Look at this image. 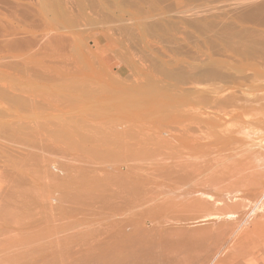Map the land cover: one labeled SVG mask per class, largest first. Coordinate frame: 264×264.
<instances>
[{"label":"bare ground","instance_id":"6f19581e","mask_svg":"<svg viewBox=\"0 0 264 264\" xmlns=\"http://www.w3.org/2000/svg\"><path fill=\"white\" fill-rule=\"evenodd\" d=\"M93 1H95V0H93ZM164 1H166V0H164ZM234 1L236 2V0H223L222 4L225 6L224 8H226L225 10L231 9L230 7H232V8L233 7L235 8V6L237 7V5L239 3L237 2L238 4L236 3L237 5L235 4V6H234V5H232L235 3ZM238 1H241V0H238ZM247 1L249 2L252 0H247ZM260 1H264V0H260ZM66 2L68 3V0ZM69 2H70V0H69ZM91 2H92V0H91ZM147 2L149 3V1H147ZM253 2H256L255 4L257 6L258 5L257 3H259V0H256V1L253 0ZM250 3L253 4L252 2H250ZM243 4L242 5L245 6V3H243ZM255 4H253V6H255ZM262 4H264V3L262 2ZM17 5H19V4H17ZM50 5H52V4L50 3ZM95 5H98L97 2ZM137 5H139V4H137ZM23 7H24V5L23 6L21 5V7L18 8V10L23 8ZM65 7H67V6H65ZM262 7H260V8L262 9ZM13 8H14V6H13ZM67 8H69V7H67ZM73 8H71V9L73 10ZM28 9L31 10V8H29V7L26 10L28 11ZM233 9H231V11ZM244 9H245V7L242 8L241 10L243 11ZM256 9H259V8L255 7V9H253V12ZM261 9L257 10V13L262 12L261 14L263 15L264 8L262 10ZM9 10H10V8H9ZM68 10L70 11V9H68ZM140 10L141 9L139 8L138 11H140ZM236 10H237V8H236ZM260 10H261V12H260ZM66 11H67V9H66ZM22 12L23 11H20V13H22ZM140 12L142 13V11H140ZM236 12H239V14L241 13L238 10ZM34 13H36V12H34ZM152 13H153V11H152ZM23 14L26 15L27 13L24 11ZM68 14H70V13H68ZM183 14L187 15L185 12ZM228 14L232 15L231 13H228ZM242 14H245V13L243 12ZM11 15H13V14L11 13ZM28 15H30V14H28ZM77 15H78V13H77ZM182 15H179V16L181 17ZM20 16H22V15H20ZM200 16H199V18H200ZM240 16L242 17L243 15H240ZM240 16L237 15V18ZM244 16L242 17L243 19L245 18ZM246 16H247V14H246ZM252 16H250V17L252 18ZM28 17L31 18L30 16H28ZM39 17L40 16L38 15V18ZM171 17H172V15H171ZM233 17H234V14H233ZM62 18H64V17H62ZM71 18H73V17H71ZM109 19H110V16H109ZM252 19H251V21H252ZM256 19H258V18H256ZM9 20H11V19H9ZM114 20L115 19H113V21ZM110 21H111V19H110ZM113 21H111V22H113ZM236 21H237V19H236ZM258 21H259V19H258ZM107 22H109V21H107ZM250 24H251V22H250ZM119 26L120 25H118V27ZM123 26H125V25H123ZM129 26L130 25H128V27ZM153 26L154 25H152V27ZM226 26H227V23H226ZM226 26H225V28L228 27L227 29L229 30V34H231L230 31L232 30L231 29L232 26H231V28L229 26H227V27ZM259 26L264 27V25L261 26V24ZM148 27H151V26H149V24H148ZM156 27H153L154 30ZM34 28H35V26H34ZM158 28H160V27H158ZM225 28L219 34L221 36V38L224 40V43H226L225 44V55L223 56V60H216V59H213L209 56V57H205L203 63H201L210 72L216 71L219 66H224V69H226L229 66L228 55H226V54H227L228 50H230V49H228V47H230V42L232 44V39L229 38L231 40L230 42L225 40L227 38L226 37L227 33L225 32L227 29H225ZM233 28H234V25H233ZM236 28H237V26H236ZM6 29H7V27H6ZM9 30L11 31L12 29L9 28ZM248 30L251 31V29H248ZM121 31H123V30L121 29ZM241 32L243 33L244 30L243 31L241 30ZM251 32L253 34V31H251ZM254 32H257V31L254 30ZM229 34L227 36H229ZM246 34H249V33L246 32ZM235 35L238 36L240 34L237 35L235 33ZM243 35H245V34H243ZM243 35H240V37L242 39H243V37H242ZM250 35H251V33H250ZM260 35H259V37L258 36H256V37H258L259 39L260 38L262 39L263 37H261ZM166 36H168V35H166ZM9 37H10V35H9ZM61 37H63V36H61ZM156 37H157V35H156ZM244 37L247 38L248 36L246 35ZM251 37H252V35H251ZM12 38H10V39L13 40ZM237 38H235L234 40H236ZM105 39H108V38H105ZM261 39L258 41V40H256V38L254 39V37H253V41H251V43H254V40H256L261 45V42L263 40V39L262 40ZM68 40H67V42H68ZM163 40H165V39H163ZM239 40L237 39V41H239ZM243 40H245V39H243ZM2 41H4V39ZM7 41H9V40H7ZM14 42L13 43L12 42H5V44L6 45L11 44V47H13V46L17 45V43L16 42L14 43ZM246 42H247V40H246ZM243 43H245V42H243ZM68 44L70 45V43H68ZM259 44L257 43L258 46H259ZM226 45L228 47H226ZM241 45H243V44H241ZM262 45H264V43ZM27 46L28 45H26V47ZM29 46H33V45H29ZM248 46H250V43ZM254 46H255V43H254ZM7 47L8 46L4 45V48L6 50H8V48H10V47H8V48ZM4 48H3V50H4ZM132 48H133V46H132ZM54 49H56V48H54ZM138 49H139V47H138ZM248 49L250 50L251 48H248ZM16 50L17 49H15V51ZM34 50L35 49H33V51ZM60 50L61 49H59V51ZM230 51L232 53V50H230ZM235 51L236 50L234 47L233 52H235ZM239 51L245 52L242 50H239ZM0 52H1V50H0ZM17 52H16V54H17ZM47 52H49V50ZM251 52L254 53L255 51L253 50ZM62 53H64V51ZM65 53H67V52H65ZM247 53L250 56L249 52H247ZM247 53H244V54L247 55ZM27 54H29V53H27ZM238 55L240 57L241 54L238 53ZM35 56H36V54H35ZM147 57H148V55H147ZM235 57H237V56H235ZM241 57H242V59L244 58L243 55ZM36 58H37V56H36ZM262 58H264V57H262ZM2 60L6 61L5 58ZM7 60H8V58H7ZM43 60H45V59H43ZM63 60L65 61V59H63ZM63 60L60 62L61 63L64 62ZM68 60H69V58H68ZM251 60H253V59H251ZM258 60L260 61V59H258ZM11 61H13V60H11ZM33 61H34V59H33ZM13 62H15V61H13ZM172 62H174V60ZM236 62L237 61H235V63ZM61 63H60V65H61ZM258 65H260V64H258ZM52 66H54V65H52ZM86 67L88 68V65ZM201 67L202 66L194 67L195 71L197 69L199 70ZM204 67H202V68H204ZM67 68L65 67V69H67ZM106 69H108V68H106ZM106 69L104 71H106ZM30 70H32V69H30ZM71 70L68 69L66 71L71 72ZM88 70L90 73L92 72L91 69H88ZM205 71H204V73H206ZM34 72H36V71H34ZM17 73L19 75L20 72L18 71ZM198 73H200V72H198ZM37 74H38V72H37ZM209 74L210 73H208L205 76H208V78H209L210 77ZM248 74H250V73H248ZM66 75H67V73H66ZM66 75H64L62 77L66 78ZM200 75H202V73H200L199 76ZM229 75H228V77H229ZM23 76H28V75L25 74ZM31 76H32V74H31ZM54 76H55V74H54ZM50 77H52V76H50ZM30 78H32V77H30ZM58 78H61V77H57L55 79H58ZM80 78H83V77H80ZM119 78L113 77V75L112 76H110V75H108V76H99V75L98 76H92V74H90V77L84 76L83 80H86L88 82L97 81V80L98 81L102 80V81L106 82V85L111 87L114 92L110 93L108 95H105V96L102 94H98L96 92H93V91H89V90L87 92H84V93H81L82 91L80 93L78 92L77 93L78 96H80V95H81V97H82V95H85L87 97L89 96L90 100L89 101L87 100L86 102H84L83 100L78 101V104H76L75 107L73 108L77 112H82V111H90L91 112L90 115L85 114L86 118H84V116L83 117L78 116V117H80V119L83 118L82 119L83 125H84V122H95L97 126H104V127H105V124H108L109 126L111 125L110 127H112L114 125L113 126L114 127V133L120 137L122 135V137H123V138L121 137L122 140L121 139L119 141L115 140L116 139L115 134H114V137L112 140L108 136H110L112 134L111 132H113V130L111 131V129L107 127L111 131V132H109L108 129L103 130V128H102V130L105 131V134L107 132L109 134L111 133L110 135H108V133L106 134V136L108 138H106L105 134L102 135L104 132L101 134L97 130L100 133L99 134L100 139H102L104 141V136H105V139H111L113 142H115L116 147H114L115 145L113 146L112 141L109 140V141H111L110 145H112V146H108V148L113 147L114 148L112 150L113 152H110L112 148L110 150H106L105 148H107V147L104 148V146L101 145L105 149V150L102 149L103 150L102 151L101 149H99L101 146L96 144V142L94 140H91V138L94 139L93 138L94 136L96 137V132H94L95 135L93 133V137L90 138V140L94 141V143L89 141L88 137L92 136L91 131L93 132L92 127H91L92 130L88 129V132L91 133V134H89L88 137H85V135L87 133H84V134L82 133L84 135V136L82 135V138L84 137L83 141L80 138L81 136L80 137L78 136L80 141H81V144L82 143L84 144L85 139L87 138L88 141H86V142H90L89 145H91V143H92L93 146L94 145L100 146L99 148L96 146L97 148L94 147L93 149H91V151H95L94 149H99V150H97V153L99 154L100 157H97L98 156L97 153H94V152H92V153L94 155L96 154L95 156L97 158H99L100 160L103 159L105 161L106 159H108V161L110 162L111 160L108 157H111V158L112 157L116 158L117 156L120 157V158L117 157L116 161H114L112 159L111 163H108L106 160V162L108 164L107 163L104 164L105 162L103 160H101V162L103 161V163L99 162V163H101V164H99L97 162V161H99V159L96 160L95 159L96 157H94V155H92V154L89 156H90V158H92V156H93V158L96 161L94 159L93 160L99 164L98 166H93L92 164L94 162L92 164H90L88 162L89 163V165H88L87 162H85V158L82 157L84 159L83 160V159H81V157H77V155L75 156L76 158L73 156L74 158L67 159L70 151L77 153V152H80L82 150L81 152L83 154L84 153L83 151L86 150V152H88V150H90V149L87 150L86 147H85L86 148L85 149L82 146H81V150L76 149V151H75V148H73L75 145L74 136L78 135V133H76L75 131L72 132L71 131L72 129L70 127H74L75 126L74 124H76V122L78 121V120L75 121V119H76L75 117H74L75 123L73 122L74 124L72 123V124L63 125V127L60 130L58 129L59 131L51 130V126L48 122H46V123L33 122L34 124L33 123L31 124L29 121L25 120L26 122L16 121V122H12L10 124L0 125V168L3 169V170H0V264H244V262L248 261L249 259H251L250 262L253 264L257 260L256 259L257 254L264 257V221H261L264 219V217H261L263 219L259 218L260 221L258 218H257L258 221L256 219H254V220L249 219L246 221L247 212H245L244 209H242L243 207H245V204H246L245 201H244L245 204L244 205L242 204L243 205L242 208L236 204L232 205V206L227 205L224 202H222L221 200L219 202L213 201L212 203L211 202L205 203L202 200L201 201H199L197 199L192 200L190 198L191 201H189V202L188 201L187 202L176 201L177 203L176 202L172 203L171 201H169L170 199L166 200L169 197L163 199L165 197V195L163 196V194L159 190L160 187H163V188L167 187L169 190L174 189L176 186H179V183H182L181 181L185 180L186 183L187 182L190 183V186L188 185L190 187V190L187 192V194H189V193L190 194L200 193L198 186H200V184L203 183L204 180L202 181V183L200 181L202 179H205V177L202 179L198 178V179H200L199 181L196 180V177H197V175L199 177L200 168H202V166L200 164H199L200 168H197L195 166L196 163L198 164L199 160H196L197 162L195 164H193V162H191V160L193 161V159H191L190 161L186 160V157H192L193 153L194 152L196 153L195 150L200 148L198 143H197L198 141H200V138L195 139L194 135H193L194 137L191 136L192 133L190 134V133L186 132V134H187L186 135L184 130L181 128V126H178V123L183 125L184 122L183 123H181V122L187 120L186 119L187 117H184V113H186L187 116L189 114L190 117L189 116L188 117H189L190 122L194 123L195 125H196V123H199V124L200 123H209V121H211V119L214 118L213 117L214 113L216 114L217 112L218 113L221 112L225 117V116L230 114V113L226 114V115L224 114L226 112L225 111L226 106L228 105V103H231L232 101L235 102L234 100H236L237 97L235 96L236 98L232 99V98H234V95L230 94L229 95L230 99H229V97L226 95V93L222 96L223 92L226 91V89L223 86L218 87L216 85H213V83H211L212 84L211 85L208 82H207L208 84L206 85V82H205V85L203 84V87L202 86L197 87L196 86L197 83H193V84H195L194 89L192 86L191 87L194 91H191L192 89H190L189 90L190 92L187 91L183 97H175V96H171V95H167V94L162 93V97L160 96V98H159V94H158V98L160 99L159 103H157L155 101L156 99L154 100L157 104L156 103H147L150 100L151 101H153V100L150 98H149L150 99L149 100L148 98L144 97L147 99V100L145 99L147 102L144 101L145 103H143V104H145V108L146 107L147 108L146 109H139L138 106H136V104H139V100H136L137 101L136 104L132 103L131 99L135 98L133 93L131 91L128 92L127 90L122 89L123 83L121 82V80ZM63 80L64 79H62L61 81H63ZM210 80H211V78H210ZM215 80H217V78ZM24 81L25 80H23V82ZM26 81H28V80H26ZM38 81H41V80H38ZM207 81H209V80L207 79ZM221 81H222V79H221ZM230 81H233V80L230 79ZM42 82H44V81H42ZM186 82L187 81H184V83L182 85L185 84V86H186ZM201 82L202 81H200L198 83V85H200ZM237 82L238 81H236V83ZM32 83H35V82L33 81ZM45 84H46V82H45ZM187 84L189 86L190 83L187 82ZM219 84H221V83H219ZM179 85H181V84H179ZM7 86L9 88V85H7ZM82 87H84V86H82ZM179 87H180V89L185 88L184 86L183 87L179 86ZM235 87H237V86H235ZM188 88H190V86ZM2 90L3 89H0V92ZM72 90H73V92L76 91L74 89H72ZM169 90H171V88H169ZM241 90H243V89H241ZM184 91H186V90H184ZM3 93H4V95H3ZM16 93L19 94L18 92H16ZM24 93H25V91H24ZM66 93H67V91H66ZM69 93H70V95L72 94L71 92H68V94H66L67 99L70 98V97H68V96H70ZM229 93H227V94H229ZM1 94H2V96H6L5 91L1 92ZM178 94H180V93L178 92L177 95ZM232 94H234V93H232ZM238 94H239V92H238ZM19 95H16V98H17V96L20 97V99L17 98L19 100V101L18 100L17 101L19 103L21 102L20 103L21 105L25 104V105H28L29 107L34 108V109L36 107V104L37 105L39 104V102L37 103V101L34 102V99H38V101H39V98L41 97V95H40V97L37 98L34 95L36 98H33L31 95L26 94V96L23 97L24 100H22L21 96H19ZM192 95H194V97ZM225 95L227 96V98H225ZM236 95H237V93H236ZM7 96H8V93H7ZM78 96H77V98H78ZM91 96H92V98H90ZM188 96L189 97L191 96V98L193 97L192 98L193 100H189ZM231 96H232V98H231ZM14 97H15V95H14ZM14 97L13 98L11 97V98L14 99ZM122 97L124 99L126 98V100H129L132 103L131 104L132 106L130 104L128 106H121V98ZM150 97L153 98V96H150ZM247 97L250 98L249 96H247ZM11 98H9V99H11ZM57 98H58V96H57ZM144 98L141 99L142 102H143ZM194 98H196V99H194ZM41 99H40V101H41ZM52 99H53V97H52ZM67 99H65V97H64V100L67 101ZM230 100H232V101L230 102ZM254 100H255V98H254ZM261 100H263V98ZM60 102L62 103V101H60ZM142 102H140V103H142ZM255 102H257V100ZM252 104H254V103H252ZM19 105H18V107H19ZM198 105H200L201 107H199ZM242 105H243V103H242ZM260 105L262 106L263 104L261 103ZM143 106L144 105H142V107ZM160 106L163 107L164 109L170 108L171 110H169L170 112L168 114L162 113L163 108L160 111L159 110ZM231 106H233V105H231ZM139 107H140V105H139ZM157 107H159V108H157ZM240 107H241V105H240ZM198 108L201 110H199ZM231 108L234 109L233 107H231ZM118 109L121 112H117ZM244 109H245V107H244ZM68 110H70V112H71V109H68ZM20 111H23V110H20ZM229 111H231V110H229ZM35 112H36V110H35ZM164 112H165V110H164ZM28 113H26V114H28ZM221 113L217 114L216 116L222 115ZM19 114H21V113H19ZM260 114H262V113H259L258 116H260ZM250 115H251V113H250ZM254 115L257 116L256 113ZM263 115H264V113H263ZM230 116H231V114H230ZM224 117H222V118H224ZM227 117H229V116H227ZM251 117H253V116L251 115ZM261 117L263 118V116H261ZM16 118H18V117H16ZM30 118L31 117H29V119ZM32 118H33V116H32ZM34 118H36V117L34 116ZM71 118H73V117H71ZM226 119H228V118H226ZM63 120H64V118H63ZM65 121H66L65 123H68L69 118ZM79 123H77V124H79ZM229 124H231V123L229 122ZM81 125L82 124L80 123V127L83 129V127ZM187 126H190V125H186L185 127H187ZM133 127L137 128V129L134 130ZM182 127H184V126H182ZM235 127H236V125H235ZM81 128L78 127L77 129L79 130ZM84 128H85V126H84ZM99 128H101V127H98V128L96 127V129H99ZM129 128H132L133 131H131ZM189 128L190 127H188V129ZM222 128H223V126H222ZM237 128L239 129V127H237ZM231 130H233V129H231ZM148 131H149V134H148ZM193 131H195V129ZM220 131H222V129H220ZM228 131H229V128H228ZM190 132H192V131H190ZM245 132H246V130H245ZM150 133H152V134H150ZM203 133H205V132H203ZM131 134H133V135L137 134L138 140H136L137 138H134L135 140L132 139L131 136H133V135H131ZM237 134H238V132H237ZM137 135H135L134 137H136ZM126 136L128 139L125 138ZM143 136H146V137H143ZM215 136H216V134H215ZM223 137H225V136H223ZM154 138H155V142H153ZM156 138H160V141H158L159 139H157V141H158L157 142ZM203 138H205V137H203ZM208 138L210 139V137H208ZM212 139H213V136H211V140ZM248 139H251V138H248ZM96 140L99 141V144L101 143V144L105 145L106 141L109 143L108 140L104 141L105 143L100 142L99 138ZM162 140L164 141V144L161 143ZM219 140H221V139H219ZM226 141H228V140H226ZM226 141L222 142V144L227 143ZM230 141H231V138H230ZM248 141H253V140H248ZM248 141L246 140V143H249ZM156 142L158 143V146L160 147V149L155 146L154 147L155 150L153 151L152 150V147H153L152 144H155ZM242 142H245V141H242ZM52 143L54 144V146L52 145ZM56 143H57V145H56ZM108 143H106V144H108ZM218 143H220V141H218ZM228 143H227V145L230 146V143L229 144ZM233 143H235V142H233ZM161 144H163V145L160 146ZM199 144H201V143L199 142ZM231 144H232V142H231ZM236 144H237V142H236ZM213 145H215V144H213ZM232 146H236V145L233 144ZM77 148H79V146ZM82 148H84V149H82ZM88 148H91V147H88ZM233 148L234 147H231V151ZM242 148H244V147H242ZM242 148L238 149V151L241 150L244 154V151ZM235 149H237V148H235ZM260 149H262V148L260 147ZM143 150L144 151L148 150L149 152H147V151L145 152V153H148L147 155L145 153H140V155L143 154V156L141 155V158L138 159L139 158V156H138L139 152H141ZM150 150H152L151 151L152 153H150ZM156 150H157L158 154L156 153ZM206 150L209 151L208 149H206ZM255 150H259V149H255ZM100 151H102V152H100ZM227 151L229 153V149ZM248 151L250 152V151H254V150L252 149V150H248ZM55 152H57V153H55ZM72 152H70V153H72ZM86 152H85V155L87 154L86 156L88 158L89 157L88 154H90L91 152L90 153L89 152L86 153ZM211 152H213V150ZM242 152H240V154ZM53 153H55L56 155H58V153H59L60 157H61L60 159L62 161L58 160L59 157L57 159L56 155H55L56 158H54V156H53L54 159L51 158V156L54 155ZM112 153H113V156H112ZM155 153H156V155H155ZM234 153L235 152H233V153L230 152V154H232V155ZM251 153L254 154V152H251ZM115 154H117V156ZM152 154H154V156H152ZM238 154L239 153H237V155H236V153H235L234 155L238 156ZM243 154H242V157H243ZM101 155H104L105 158H101ZM109 155H111V156H109ZM120 155H122V156H120ZM149 155L152 157L149 159L147 158L148 160L146 162L145 161L146 159H144L143 157H146V156L150 157ZM217 155L219 156V154H217ZM234 155L232 157H235ZM248 155H247V157H248ZM106 156H107V158H106ZM240 156L241 155H239L238 158H240ZM259 156L260 155L258 154L257 159H259ZM225 157H226V153H225ZM252 157H253L252 160H254V158H256L255 154ZM87 158H86V160H89ZM142 158L144 159L145 162L142 161L143 160ZM168 159H170V160L168 161ZM172 159H175L176 162H175V160H172ZM182 159H183V161H181ZM245 159H247V158H245ZM248 159L250 162L251 161L250 157H248ZM257 159L254 160L255 163H256ZM1 160H6L5 161L6 164H4V162ZM236 160H237V158H236ZM171 161L175 162V163L173 162L174 163V165L172 164L173 166L171 164H169ZM213 161H214V159H213ZM213 161H212V163H213ZM232 161L236 162L234 160H232ZM232 161H230L231 165L233 163ZM245 161H247V160H245ZM220 162H222V161H220ZM249 162H248V164H249ZM243 163H244V161H243ZM245 164H246V162H245ZM250 164H253V163L250 162ZM232 166H235L234 169L236 168V165H232ZM245 166L246 165H244V167L241 166L243 168V170L245 168H250L249 166H246V167ZM256 166L254 165L253 167L255 168ZM216 167H217V165H216ZM219 167H220V164H219ZM210 168H212V167L210 166ZM259 168H261V167H259ZM232 169H231V171H232ZM236 169L238 170V168H236ZM207 170L208 169H206V172H207ZM245 170H247V169H245ZM245 170H244V173H249L248 170H247V172ZM251 170H253V169H251ZM210 171H208V173ZM220 171H221V169H220ZM239 171L240 170H238V172ZM254 171H256V170L254 169ZM254 171H252V172H254ZM260 171L258 170V172H260ZM202 172H203V170L201 171V173ZM217 173L219 174V172H217ZM262 173H263V171H262ZM211 174H209L210 177H211ZM220 174H221V172H220ZM223 174H222V176H223ZM236 174L238 175V173H236ZM236 174H235V177H236ZM250 174H252L251 171H250ZM255 174L257 175V173H255ZM259 174H261V173H259ZM206 175H204V176H206ZM240 175H243V171H242V174L240 172ZM256 175H253V176L255 177ZM222 176H221V178H222ZM228 176H230L229 173H228ZM232 176H230V178ZM238 177H239V175H238ZM240 177H242V176H240ZM211 178H213V176ZM230 178H228V180ZM256 178H257V176H256ZM233 179L234 178L232 177L229 181H232ZM242 179H243V177H242ZM193 180L196 183H193L194 185L192 184V187H191V183L193 182ZM208 180L210 181V178ZM208 180L207 181L205 180V182H207V185L208 186L212 185ZM221 180H223V178ZM239 180L241 181V178ZM197 181H198V184H197ZM218 183H219V181H218ZM228 183L229 182L227 181L226 185ZM239 184H240V182H239ZM239 184H237V186H239ZM250 184H251V182H250ZM215 185L213 183L214 189L218 187V186L215 187ZM224 185H225V183H224ZM109 186L111 188H109ZM213 186H210V187L212 188ZM221 186H223V185H220V187ZM227 186H229V185H227ZM254 186L252 185L251 188ZM182 187H185V186H182ZM223 187H222L221 191L224 190L223 192L226 191V193L228 190L230 191V189L232 188L231 187L229 189L228 187L227 188H225V187L223 188ZM237 189H238V187H237ZM43 190L45 191L46 194H43L44 197L41 198L40 195H42V194L39 195L38 191L41 192ZM219 190H220V188H219ZM219 190L218 189L216 190L217 193ZM221 191H219V192L222 194ZM183 194H185V193H183ZM216 196H218V195H216ZM160 197H161V199H160ZM175 197H176V195L174 196V198ZM174 198H173V200H174ZM181 198H182V196H181ZM244 202H241V203H244ZM241 203H239V204H241ZM232 204H234V202ZM237 209H239V211L236 214L237 219L235 221H233L231 223L223 222V223H221V226L219 225L220 227L219 226L216 227V230H215V228L214 229L212 228L214 230V232H211L210 235L208 234L210 228H208L207 233L204 230L205 233L207 234V237L204 238L205 241H203L204 240L203 237L206 235L203 236L200 233L202 235V236H200V240L198 239L199 237L198 238L194 237L197 239V240L195 239L196 240V242H195V240H192L194 238H191L189 235L187 236V234L189 233V232L186 233L187 229L185 231V229H182L181 227H177V225H175V224L180 223V222L182 223L184 221L191 220L192 217L193 218L195 217L193 214L197 215V212H199V213L204 212L201 214V217H203L202 216L203 214L206 217V215H205L206 211L210 212V210H211L212 214L210 213L211 215H209V216L217 217V216L226 214L227 210H237ZM227 213H228V211H227ZM233 213H234V211H233ZM228 214L231 215L230 212ZM260 214H262V213H260ZM209 216H207V217H209ZM263 216H264V214H263ZM252 217H251V219H252ZM195 219L196 218H194L193 220H195ZM202 226L205 229V226L204 225H202ZM207 227H209V226H207ZM210 227H211V225H210ZM192 232H193V230H192ZM192 232H191V234H192ZM196 235L198 236L199 234H196ZM183 237H185V239H188V240L190 239V242L189 241H188L189 243H187V241L184 242ZM191 241H193V244H191L192 243ZM245 242H247V244H248V242H251L252 245L255 244L253 246L247 245L249 248V251H250V249L252 251V248H254V246H256V247L258 246L257 248H259V250L257 251V253L253 252V251H252V253H251V251L249 252L247 250L248 248H247ZM250 247H252V248H250ZM256 247H255V249H256ZM253 260H254V262H253ZM257 263H259V261H257Z\"/></svg>","mask_w":264,"mask_h":264},{"label":"rangeland","instance_id":"374dc122","mask_svg":"<svg viewBox=\"0 0 264 264\" xmlns=\"http://www.w3.org/2000/svg\"><path fill=\"white\" fill-rule=\"evenodd\" d=\"M66 1L67 0H29V1L28 0H13V1L12 0H0V9H1L0 10V50H1V52H0V89H3L1 92L5 91L6 96L8 93V96L6 97V96H2V94L0 92V125L10 124V123L16 122V121H18V122L29 121L31 124L33 122H42V123L48 122L51 126V130L59 131L63 127V125L72 124L73 122L75 123V121L78 120L76 122V124L73 123L75 125L74 127H70L72 129L71 130L72 132L75 131L76 133H78V135L74 136L75 145L73 148H75V151H76V149L81 150V146H82L84 148L86 147L87 150L90 149V150H88V152L89 153L91 152V153L88 154V156L91 154L94 155L92 152L97 153V150H99V149L110 150L112 148L110 152H113L112 150L114 148L113 147L108 148V146H112L110 144H111V141L113 140V137L115 134L114 133V127H113L114 125L112 127H110L111 125L109 126L108 124H105L106 128L104 126H97L95 122H84V125H83V121H82L83 118L80 119V117H78V116H82V117L84 116V118H86L85 116L90 115L91 112L90 111L77 112L73 108L75 107L76 104H78V101L83 100L84 102H86L87 100L88 101L90 100L89 96L87 97L85 95H82V97H81L80 94H79L80 96H78V94H77L78 92L80 93L82 91L81 93H84V92H87L89 90V91H93V92H96L98 94H102L105 96V95H108L110 93H113L114 91L111 87L106 85V82H104L102 80L101 81L97 80V81L88 82L86 80H83L84 76L90 77V74H92V76H98V75L99 76H108V75L112 76L113 75V77H116V78L120 77L119 79L123 83L122 89L127 90L128 92L131 91L135 97L134 99H131L132 103L136 104L137 103L136 100H139V104H136V106H138L139 109H146L147 108V107L145 108V104H143V103H145L144 101L147 100L146 98H148V99L150 98L153 100V101H151L149 99L150 101L149 100H148L149 102L146 101L147 103H156V102L159 103V100H160L159 98H160V96L162 97V93L167 94V95H171V96H175V97H183L187 91L192 89V87L194 89L195 84H193V83H197L196 84L197 87H199V86L203 87V84L205 85V82H206V85L208 83H210V84L213 83V85H216L218 87L223 86L226 89V91L223 92L222 96L226 93V95L229 97V99H230V96H229L230 94L234 95V98H232V96H231L232 99H235L237 97V99L234 100L235 102L230 100V102L232 101L231 103H228V105L230 107L228 105L226 106V110H225L226 112L224 114L226 115V114L230 113L231 116L229 114V115H227L229 117H227V116L224 117V115L221 112H219V113H221L222 115L216 116L217 114H219L217 112L216 114L214 113V115H213L214 120L211 119V121H209V123H200L199 124V123L195 122L196 123V125H195L194 123L190 122L189 114H188V116H189L188 117L187 114L184 113V117H187L186 118L187 120L184 119L185 121L181 122V123L184 122L183 125L178 123V126H181V128L184 130L185 134H186V132L190 133V134L192 133L191 136L194 135L195 139L200 138V141L197 142L200 148L195 150L196 153L194 152L192 157H186V160H189V161L191 159H193V161L191 160V162H193V164H195L197 162L196 160H199L198 164L197 163L195 164V166L197 168H200V165L202 166V168H200L199 177H198V175L196 177V180H198V181L200 180L198 178L202 179L205 177V179H202L200 181L202 183V181L204 180L203 183L202 184L199 183L200 186H198L200 193H196V194H190L189 193V194H187V192L190 190V187H189L190 183H188V182L186 183L185 180L181 181L182 183H179V186H176L174 189L169 190L167 187H164V188L160 187L159 190L163 194V196L165 195V197L163 199L169 197L166 200L170 199L169 201H171L172 203L173 202L175 203L176 201H179V202H181V201L187 202L188 201L189 202V201H191V199L192 200L197 199L199 201L202 200L205 203L206 202L212 203L213 201L219 202L221 200L222 202H224L227 205L232 206V205L236 204L242 208L246 202L245 207L242 208V209H244L245 212H247L246 221L249 219L250 220H254V219L257 220V218L259 219L261 217H264L263 216V214H264V179H263L264 178V115H263V113H264V58H262V57H264V49H263L264 45H262L264 43V27L262 26V25H264V20H263L264 19V11H263V15L261 14L262 13L261 10L264 8V6H263L264 4H262V2L264 3V1L259 0V3H257L259 6L258 5L256 6V4H255L256 2H253V0L249 1V2L247 0H243V1L242 0L241 1L236 0V2L234 1L235 3L233 2L234 4H232V5L235 6V4L238 2L239 4L238 3L237 4L239 6L236 4L237 7L236 6H235V8L233 7L234 9L232 7H230L231 9H233L232 11H231V9H228L229 11L225 10L226 8H224L225 6L222 4L223 0H166V1L160 0L161 2L159 0L158 1L157 0H141V1L140 0H135V1L134 0H95V1L92 0V2H91V0H70L71 3L73 2L72 3L73 5L69 2V0H68V3ZM147 1H149V3ZM254 1H256V0H254ZM96 2L98 5H95ZM250 2L255 4V6H253V4H251ZM50 3L52 5H50ZM243 3H245V6H243L244 5ZM17 4H19V5H17ZM20 4L22 6L24 5V7L26 6L27 8L28 7L31 8V10L28 9V11H27L26 7L25 8L23 7V8L18 10V8L21 7ZM137 4H139V5H137ZM12 5L14 6V8ZM65 6H67L69 8H67ZM244 7H245V9L242 11L241 9ZM255 7L259 8V9H261L260 7H262V9L260 10L261 13H257V10H259V9H256L253 12V9H255ZM9 8H10V10H9ZM71 8H73V10ZM139 8L141 9L140 11H142V13L140 11H138ZM236 8L238 11L241 12L240 14H239V12H236L237 11ZM66 9H67V11H66ZM68 9H70V11ZM20 11H23V12L25 11L27 14L24 15L23 12L20 13ZM152 11H153V13H152ZM34 12H36V13H34ZM184 12L187 15L183 14ZM243 12L245 14H242ZM11 13L13 15H11ZM68 13H70V14H68ZM77 13H78V15H77ZM228 13H231L232 15H229ZM28 14H30V15H28ZM233 14H234V17H233ZM246 14H247V16H246ZM20 15H22V16H20ZM38 15L40 16L39 18H38ZM171 15H172V17H171ZM179 15H182V16L180 17ZM237 15L238 16H240V15L244 16L245 15L244 16L245 18L243 19L242 18L243 16L242 17L240 16L241 18L240 17L237 18ZM28 16H30L31 18H29ZM109 16H110L111 21H113V19H115V20L113 22H111L109 19ZM199 16H200V18H199ZM250 16H252L253 19ZM62 17H64V18H62ZM71 17H73V18H71ZM256 18H258L259 21ZM9 19H11V20H9ZM236 19H237V21H236ZM240 19L241 20L243 19V20L241 21ZM251 19H252V21H251ZM107 21H109L110 23ZM249 21L251 22V24ZM226 23H227V26H229L230 28L232 26V28H231L232 30L229 28L231 30L230 31L231 34H229V30L227 29L228 27L226 26ZM148 24L151 27H148ZM260 24L262 27L259 26ZM118 25H120L119 27L123 31H121V29L118 27ZM123 25H125V26H123ZM128 25H130V26L128 27ZM152 25H154L153 27L157 26L155 28V30L152 27ZM233 25H234V28H233ZM235 25L237 26V28ZM34 26H35V28H34ZM225 26L227 28H225ZM6 27H7V29H6ZM158 27H160V28H158ZM9 28H11L12 30L10 31ZM224 28L227 29L225 32L227 33L226 37L228 38V39L226 38L225 40L230 42L231 41L230 39H232V44L230 42V47H228L226 45V47H228V49L232 50V53L230 50H228V52L226 54V55H228L229 66L226 69H224V66H219L216 71L210 72L201 63H203L205 57H209V56L213 59H216V60H223V56L225 55V44L226 43H224V40L221 38V36L219 34ZM248 29H251V31H253V34ZM241 30L242 31L244 30V32L242 33ZM254 30L257 32H254ZM246 32L249 34H246ZM235 33L237 35L238 34H240V35L245 34L242 36L243 39H245V40H243L240 37V35L236 36ZM250 33H251L252 37H251ZM228 34H229V36H227ZM9 35H10V37H9ZM156 35H157V37H156ZM166 35H168V36H166ZM246 35L249 38L244 37ZM259 35L261 37H263L262 38L263 40L260 38L262 40V42L260 41L261 45L258 42L260 40L258 38ZM61 36H63L64 38ZM256 36H258V37H256ZM253 37H254V39L256 38V40H258V41L254 40L255 46L257 47L258 46L257 43H258L260 47L258 46L256 48L254 46V43H251V41H253ZM10 38H12L13 40H11ZM105 38H108V39H105ZM235 38H237L238 40L240 38L241 39L239 41H237V39L234 40ZM3 39H4V41H2ZM163 39H165V40H163ZM7 40H9V41H7ZM67 40H68V42H67ZM246 40H247V42H246ZM14 41L17 43L16 46L11 47V44H9V45L5 44V42H12L13 43ZM242 41L245 43H243ZM68 43H70V45ZM249 43H250V46H248ZM241 44H243V45H241ZM4 45L8 46L10 48L7 47L8 50H6L4 48ZM26 45H28V46L26 47ZM29 45H33V46H29ZM132 46H133V48H132ZM137 46L139 47V49ZM234 47H235L236 53L233 52ZM3 48H4V50H3ZM54 48H56V49H54ZM248 48H251V49L249 50ZM15 49H17V50L15 51ZM33 49H35V50L33 51ZM59 49H61V50L59 51ZM48 50H49V52H47ZM239 50H242L245 52H241ZM253 50L255 51L254 53L251 52ZM63 51H64V53H62ZM246 51L249 52L250 56L248 55V53ZM16 52H17V54H16ZM26 52L29 53L30 55L27 54ZM65 52H67V53H65ZM238 53L241 54L240 57L243 55L244 58L243 59H242V57L240 58ZM244 53H247L248 56ZM35 54H36L37 58H36ZM147 55H148V57H147ZM235 56H237L238 58ZM4 58L6 61L2 60ZM7 58H8V60H7ZM68 58H69V60H68ZM33 59H34V61H33ZM43 59H45V60H43ZM63 59H65V61ZM251 59H253V60H251ZM258 59H260V61ZM11 60H13L15 62H13ZM62 60L64 62L61 63L60 61H62ZM173 60H174V62H172ZM235 61H237L236 62L237 64L235 63ZM60 63H61V65H60ZM258 64H260V65L262 64V65L260 66ZM52 65H54V66H52ZM87 65H88V68L86 67ZM196 66H202L204 68L201 67L199 70L197 69L198 71L196 70L197 71L196 72L195 68H194ZM65 67L66 68L68 67V68L65 69ZM106 68H108V69H106ZM30 69H32V70H30ZM68 69L69 70L72 69L73 71L71 70V72L70 71L67 72L66 70H68ZM88 69H91L92 72L90 73ZM105 69H106V71H104ZM18 71L20 72L19 75L17 73ZM34 71H36V72H34ZM204 71L207 74L210 73L209 78H208V76H205L207 74L204 73ZM37 72H38V74H37ZM198 72L202 73V75L199 76L200 73H198ZM66 73H67V75H66ZM248 73H250V74H248ZM25 74L28 76H23ZM31 74H32V76H31ZM54 74H55V76H54ZM64 75H66V78L62 77ZM228 75L230 78L228 77ZM50 76H52V77H50ZM30 77H32V78H30ZM57 77H61V78L55 79ZM80 77H83V78H80ZM210 78H211V80H210ZM216 78H217V80H215ZM62 79H64V80L61 81ZM207 79L209 81H207ZM221 79H222V81H221ZM230 79L233 81H230ZM23 80H25V81L23 82ZM26 80H28L29 82ZM38 80H41V81H38ZM33 81L35 83H32ZM42 81H44V82H42ZM184 81H187L188 83H190L189 84L190 88H188L189 86H188L187 82H186V86H185V84L182 85L184 83ZM200 81H202V82L200 83V85H198V83ZM236 81H238V82L236 83ZM45 82H46V84H45ZM219 83H221V84H219ZM179 84H181V85H179ZM7 85H9V88ZM81 85L84 87H82ZM179 86H182V87L184 86L185 88L180 89ZM235 86H237V87H235ZM169 88H171V90H169ZM70 89L71 90L74 89L76 91L73 92V90L71 91ZM193 89L191 91H194ZM241 89H243V90H241ZM65 90L67 91V93ZM184 90H186V91H184ZM24 91H25V93H24ZM16 92H18L20 95L17 94ZM68 92L72 93L71 95L69 93V95H70V96H68V97H70L69 99H67V97H66V94H68ZM178 92L180 94L177 95ZM238 92H239V94H238ZM227 93H229V94H227ZM232 93H234V94H232ZM236 93H237V95H236ZM26 94L31 95L33 98H36V97L39 98L41 95V97L39 98V101H38V99H34V102H36V101H37V103L39 102L38 105L35 103L36 104L35 109L32 107H29L28 105H25V104L21 105L20 104L21 102L20 103L18 102L19 101L18 99H20V97L17 96V98H18L17 99L16 95L21 96V99L24 100L23 97H25ZM158 94H159V98H158ZM3 95H4V93H3ZM14 95H15V97H14ZM226 95H225V98H227ZM57 96H58V98H57ZM77 96H78V98H77ZM150 96H153V98ZM192 96L194 97V95H192ZM247 96H249L250 98H248ZM8 97L9 98L14 97L15 100L12 98L9 99ZM52 97H53V99H52ZM64 97H65V99H67V101L64 100ZM144 97H146V98H144ZM90 98H92V96ZM142 98H144L143 102L141 100ZM190 98H191V96L188 99L193 100L192 98L191 99ZM254 98H255V100H254ZM262 98H263V100H261ZM40 99H41V101H40ZM194 99H196V98H194ZM256 100L258 103L255 102ZM60 101H62V103ZM140 102H142V103H140ZM132 103L129 100H126V98L125 99L123 97L121 98V106H128L129 104L131 105ZM242 103H243V105H242ZM252 103H254V104H252ZM261 103L263 104L262 106L260 105ZM141 104L144 105L143 106L144 108L142 107ZM18 105H19V107H18ZM139 105H140V107H139ZM231 105H233V106H231ZM240 105H241V107H240ZM198 106L201 107L200 105H198ZM243 106L245 107V109ZM231 107H233L234 109H232ZM157 108H159V107H157ZM162 108L163 107L160 106L159 110L161 111ZM68 109H71V112ZM119 109L117 110V112H121ZM20 110H23V111H20ZM35 110H36V112H35ZM164 110H165V112H164ZM169 110H171V109L170 108H165V109L163 108L162 113L168 114L170 112ZM199 110H201V109H199ZM229 110H231V111H229ZM19 113H21L22 115ZM26 113H28V114H26ZM250 113L255 119L253 117H251ZM255 113L257 114V116L254 115ZM259 113H262V114H260V116H258ZM15 116L18 118H16ZM32 116H33V118H32ZM34 116L36 118H34ZM221 116L224 118H222ZM261 116H263V118ZM29 117H31V118L29 119ZM71 117H73V118H71ZM63 118H64V120H63ZM68 118H69L68 123H65L66 122L65 120H67ZM226 118H228V119H226ZM74 119H75V121H74ZM79 122L82 124L81 126L83 127V129L80 127ZM229 122L232 125L229 124ZM77 123H79V124H77ZM186 125H190V126L185 127ZM235 125H236V127H235ZM84 126H85V128H84ZM182 126H184V127H182ZM222 126L224 129L222 128ZM78 127L81 128V129H79L81 132L77 129ZM91 127L93 128V132L91 131L92 134L90 132H88V129L92 130ZM96 127L97 128L101 127V128H99L101 131L99 129H96ZM107 127L110 128L111 131L113 130V132H111ZM188 127H190V128L188 129ZM237 127H239V129ZM102 128H103V130L108 129L109 132H111L113 134L112 135L110 133L111 134L110 135L107 132L108 135H110L108 137H110L112 140L111 139H105V136L107 133L105 134V131H103ZM228 128H229V131H228ZM230 128L233 130H231ZM129 129L131 131H133V129L135 130L137 128L133 127V129L132 128H129ZM194 129H195V131H193ZM220 129H222V131H220ZM97 130L101 134L104 132L102 134V135L105 134L104 141L111 140V141H109V143L106 141V143H108L109 145L106 144L102 139H100V137H99L100 133ZM245 130H246V132H245ZM190 131H192V132H190ZM94 132H96V137L95 136L93 137ZM203 132H205V133H203ZM237 132H238V134H237ZM82 133L83 134L87 133L86 134L87 136L85 135V137H88L89 134H91L92 136L88 137L89 141L94 140L96 142V144H98L100 146L103 145L104 148L105 147H107V148L104 149L102 146L100 147L97 145L93 146L92 143H94V141H91L92 143H91V145H89L90 142H86V141H88L87 138L85 139L84 144L83 143L81 144L79 137L81 136L80 138L82 139V141L84 140V137L82 138V135H83ZM148 134H149V131H148ZM150 134H152V133H150ZM215 134H216V136H215ZM94 135H95V133H94ZM115 135H116L115 140H118V141L120 139L122 140V138H123L122 135H121L122 138L120 136H117V134H115ZM131 135H133V134H131ZM135 135H137V134H134L133 136H131V138L134 139V138L138 137V135L136 137H134ZM207 136L210 137V139ZM211 136H213L212 140H211ZM223 136H225V137H223ZM91 137H93L94 139H92ZM108 137L106 136V138H108ZM143 137H146V136H143ZM203 137H205V138L207 137V138L205 139ZM90 138H91V140H90ZM98 138H99L100 142L105 143V145L101 144V143L99 144V141L96 140ZM125 138H127V136ZM230 138H231V141H230ZM248 138H251V139H248ZM157 139H159L158 141H160V138H156V141H157ZM219 139H221L222 141ZM136 140H138V138ZM226 140H228V141H226ZM246 140L247 141L253 140V141H248L249 143H246ZM215 141L217 143H218V141H220L221 144L220 143L217 144ZM224 141H226L227 143L229 142L230 146H228L227 143L222 144V142H224ZM242 141H245V142H242ZM153 142H155V138L153 139ZM157 142L155 143L156 145L152 144V146H153L152 150L153 151L155 150V148H154L155 146L160 149ZM199 142L201 144H199ZM231 142H232V144H231ZM233 142H235V143H233ZM236 142H237V144H236ZM112 143H113V146L115 145L114 147H116L115 142L112 141ZM161 143L164 144V141L162 140ZM163 144H161L160 146H162ZM213 144H215V145H213ZM233 144L236 146H232ZM52 145L54 146L53 143H52ZM56 145H57V143H56ZM77 145L79 146V148H77L78 147ZM247 145L248 146L250 145L251 147L250 146L248 147ZM96 146L98 148L99 147L100 148L94 149L96 152L91 151V149H93ZM88 147H91V148H88ZM231 147H234L233 148L234 150L232 149V151H231ZM242 147H244V148H242ZM260 147L262 149H260ZM84 148H82V149H84ZM235 148H237V149H235ZM241 148L243 149L244 154L241 150L238 151V149H241ZM206 149H208L209 151H207ZM211 149L213 150V152H211L212 151ZM228 149H229V153L227 151ZM252 149L254 151H250V152L248 151V150H252ZM255 149H259V150H255ZM152 150H150V153H152L151 152ZM81 151L77 152V153L70 151L72 153L69 152V156L67 157V159L74 158L77 155V157H81V159L85 158V162H87L88 165H89V163L92 164L94 162L92 164L93 166H98L99 164L103 163V161H104L103 159H101V160H103L101 162V160L99 158H97V157H100L99 154L97 153L98 156L96 157L95 156L96 154H95L94 157H96L95 158L96 160L99 159V161H97L98 163L101 162L98 164L95 162L96 160L93 158V156H92V158H90V156L87 158V156H86L87 154L85 155L86 150L83 151L84 152L83 154ZM102 151H100V152H102ZM143 151L139 152V154H138L139 158L138 159L141 158V155L143 156V154L140 155V153H145L146 151L149 152L148 150H146L144 152ZM88 152H86V153H88ZM230 152H232V153L235 152L236 155H237V153H239V154H238V156H235L234 155L235 153H234L233 155L235 157H232L233 155L230 154ZM240 152H242V153L240 154ZM251 152H254V154H255L256 158H254V160L258 158V154L260 155L259 159H257L256 163L254 160H252L253 159L252 156H254V154ZM55 153H57V152H55ZM55 153H53L54 155H52L51 158H53V156H54V158L57 157V159H58V157H59L58 160H61L60 154L58 153V155H59L58 156ZM156 153H157V150H156ZM156 153H155V155H156ZM225 153H226V157H225ZM245 153L247 155L250 153L248 155V157H250V160H251L250 162H252L253 164H250L249 159ZM145 154L147 155L148 153H145ZM217 154H219V156ZM242 154H243V157H242ZM55 155H56V157H55ZM115 155L117 156V154H115ZM239 155H241L240 158H238ZM103 156L104 155H101V158H105V156L104 157ZM109 156H111V155H109ZM112 156H113V153H112ZM120 156H122V155H120ZM152 156H154V154H152ZM152 156H150V157L146 156L143 158L146 159L145 161L147 162V160L149 158H151ZM117 157H119V156H117ZM117 157L116 158L114 157L115 159L113 157L112 158L108 157V158H110L111 161H112V159L114 161H116ZM86 158L89 159L90 161L86 160ZM106 158H107V156H106ZM236 158H237V160H236ZM245 158H247V159H245ZM144 159L142 161H144ZM213 159H214V161H213ZM106 160L108 163H111V161L109 162L108 159H106ZM106 160L104 161L105 162L104 164L107 163ZM169 160L170 159H168V161ZM172 160H175V159H172ZM232 160L236 161L237 163L233 162ZM245 160H247L249 162V164ZM1 161H3L4 164H6L5 163L6 160H1ZM181 161H183V159ZM212 161H213V163H212ZM220 161H222V162H220ZM230 161L233 162L232 165H236V168H238V170H240L239 172L236 168H235L236 170L234 169L235 166H232L230 164L231 163ZM243 161H244V163H243ZM171 162L169 164L174 165L176 160H175V162L174 161H171ZM245 162H246V164H245ZM219 164H220V167H219ZM243 164L250 167V168H245L248 170L249 173H244L245 169L243 170V168L241 167V166L244 167ZM216 165H217V167H216ZM254 165L255 166L257 165V166L254 168L253 167ZM210 166L213 169L210 168ZM258 166L261 167L263 170L261 168H259ZM201 169L203 170L202 173H201V171H202ZM206 169H208L207 172H206ZM220 169H221V171H220ZM231 169L233 172L231 171ZM251 169H253V170H251ZM254 169L256 171H254ZM0 170H3V169L0 168ZM247 170H245V171L247 172ZM258 170L259 171L261 170V171L258 172ZM208 171H210V172L208 173ZM242 171H243V175H240V172L242 174ZM250 171L252 174L254 173L253 175H256L255 173H257L256 176L258 179L256 178V176L254 177L252 174H250ZM252 171H254V172H252ZM262 171H263V173H262ZM217 172H219V174ZM220 172H221V174H220ZM228 173L230 176L233 175L232 177L234 179L232 181H229L232 177L230 178V176H228ZM236 173H238L239 177ZM259 173H261L263 176ZM209 174H211V177L213 176V178H211ZM222 174H223V176H222ZM235 174H236V177H235ZM204 175H206V176H204ZM221 176H222L223 180H221L222 179ZM240 176H242L243 179ZM209 178H210V181L208 180ZM228 178H230V179L228 180ZM240 178H241V181L239 180ZM205 180L206 181L208 180L212 184L210 186H213V183H214V185L216 184L215 187H217V186L218 187L214 189V186H213L212 187L213 189H212L210 186L207 185V182H205ZM226 180L229 182L227 184L229 186L226 185V182H227ZM198 181H197V184H198ZM218 181H219V183H218ZM249 181L251 182V184ZM223 182L225 183V185ZM239 182H240V184H239ZM193 183H196V182H194V180H193V182L191 183V187H192ZM180 184L182 186H185V187H182ZM237 184H239V186H237ZM186 185L187 186L189 185V186L187 187ZM220 185H223L225 188H227V187L229 189L231 187L232 188L230 189V191L228 190L226 193V191L223 192L224 190L221 191L223 186L220 187ZM252 185L253 186L255 185L254 186L255 188L254 187L251 188ZM237 187L239 190L237 189ZM109 188H111V187L109 186ZM219 188H220V190H219ZM217 189L219 191H221L222 194L219 191L217 193V191H216ZM173 193L174 194L176 193L175 194L177 197V198L175 197L176 199L174 198L175 195ZM183 193H185L186 195ZM38 194L39 195L42 194V195H40V197L42 198V197H44L43 194H46V193L43 190L41 192L38 191ZM216 195H218V196H216ZM181 196H182V198H181ZM173 198H174V200H173ZM160 199H161V197H160ZM233 202H234V204H232ZM241 202H244V203H241ZM239 203H241V204H239ZM227 211H228V213L230 212L231 215L228 214ZM227 211H226V214L220 215L222 218L220 216H217L218 218L213 217V216L212 217L209 216L212 214L211 210H210V212L206 211V213H205L206 217L204 216V214L202 215L203 217H201V214L204 212H200V213L197 212L198 216L196 214H193L195 216L194 218H196L195 220H193L194 218L191 216L192 221L191 220L184 221L182 223L180 222V223H177L175 225H177V227H181L182 229H185V231L187 229L186 233L189 232L187 234V236L189 235L191 238H194V237L198 238L199 237L198 239L200 240V236L206 235L203 237V239H204L205 237H207L206 233L208 232L207 231L208 228H210L209 233H208L210 235L211 232H214V230H213L214 228L216 230V227H218L219 225L221 226V223H223V222L231 223L237 219L236 214L239 211V209L227 210ZM233 211H234V213L235 212L236 213L234 214ZM260 213H262V214H260ZM207 216H209V217H207ZM251 217H252V219H251ZM261 219H263V218H261ZM259 221H260V219H259ZM261 221H264V219ZM202 225L205 226V229ZM206 225L209 227H207ZM210 225H211V227H210ZM192 230H193V232H192ZM204 230L206 231V233ZM191 232H192V234H191ZM195 233L199 234V235L197 236ZM196 238H194L192 240H195ZM184 239H185V237H183L184 242L185 241H187V243L190 242V239L189 240L188 239L184 240ZM196 240H195V242H196ZM203 241H205V239ZM191 242H192L191 244H193V241H191ZM245 244H246V246L247 245L248 246L249 245H251V246L255 245V244L252 245L251 242H248V244H247V242H245ZM248 246H247V248H248ZM255 247L256 246H254V248H252V247H250V248H252L253 252L257 253L259 248H257L258 247L257 246L255 249ZM247 250L249 251V248ZM250 251H251V249H250ZM252 251H251V253H252ZM256 259H257L256 262H254V260H253V262H254L253 264H264V257L257 254ZM250 261H251V259H249L248 261H245L244 264H252ZM257 261H259V263H257Z\"/></svg>","mask_w":264,"mask_h":264}]
</instances>
